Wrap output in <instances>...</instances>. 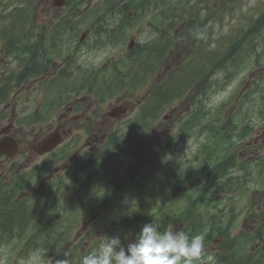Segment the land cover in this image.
I'll use <instances>...</instances> for the list:
<instances>
[{"label": "rangeland", "instance_id": "rangeland-1", "mask_svg": "<svg viewBox=\"0 0 264 264\" xmlns=\"http://www.w3.org/2000/svg\"><path fill=\"white\" fill-rule=\"evenodd\" d=\"M175 3L178 2V0H173ZM191 5H194V8L196 9L198 6H200V0H190ZM18 0H0V13L9 14V11L13 8V6L18 5ZM183 2V1H182ZM11 3V4H8ZM206 3L211 8L210 14L212 17L209 20H206V29L207 31L204 32V41L206 42L205 50L215 49V51L222 52L227 49L229 45L233 42V38L239 36L243 30L249 29L250 24L254 19L259 17L264 12V0H207ZM51 5V0H38L35 3V18L40 22L44 23L47 20L45 19V15L42 14V7ZM190 6V5H189ZM208 8L205 10H201V15L207 17ZM56 13H50L48 16L53 17ZM205 17V18H206ZM86 31V28L82 29V32ZM132 33H134V30L130 32V36L132 37ZM136 34L141 38L140 32H136ZM125 40L124 46L119 47H113L107 49H111L110 52L103 48L96 51L94 55V60L98 63L105 59L107 56H110L112 54L119 55L123 54V51L128 50V43L130 39ZM188 49L184 43H179L177 46V49L174 50L175 55H178V59L184 60V56L182 54L184 51ZM204 51V45L200 47L198 50V53H195L190 56V64H183V66H178L174 68V76L176 77V81L182 85L183 87L187 85V82L184 77H182V74L186 73L189 69L197 65L201 62L200 56ZM12 57L8 56H0V71H7L13 67V62H9L8 69H5L4 66L7 64L8 59H11ZM4 62V63H3ZM235 64L230 63L229 66L224 69L223 71H219L216 74L212 76V79L215 77H220L222 80H225V78H222L224 74L229 75V84L230 85L227 89L224 91H215L213 90V93L209 97V104H220L221 102H227V103H233L238 102V99L240 97L241 102H247L246 108L250 111V113L253 115L252 124L254 126H258V128L262 127L264 125V119L259 118L258 116V109L262 105V99H264V29L260 31L259 33L254 34L251 41H248L245 43L244 47L241 49V51L238 53V56L234 60ZM139 72L141 74H144L143 71L140 70V67H138ZM160 79V78H159ZM158 79V80H159ZM250 79L249 85L246 84V81ZM245 84V85H244ZM149 85L146 83L143 85L138 91L136 92L138 96H143L146 92L145 87ZM247 86V87H243ZM243 87V89H242ZM240 97H239V95ZM177 103L169 104L163 112L160 113L159 118H162L163 113H169L171 114V111L176 106ZM15 103L11 104V108L14 107ZM172 106V107H171ZM10 108V109H11ZM20 113L23 111L18 110ZM226 112H230V114H233L235 112L231 106H229L226 109ZM172 119L176 121V114H172V118L170 117V120L163 121L162 125L160 127L154 128V125L151 126L150 131L154 129V134L158 135V138H160L161 135H165V133L168 134H174V131L172 127L174 126V123H172ZM161 131V132H160ZM154 135V136H155ZM202 140V137H201ZM201 142V141H200ZM199 146V140L195 138H190L187 140H184L181 143L180 150H183L184 152L181 154V157L186 160L188 157H191L193 154V151ZM250 148V147H249ZM260 149L264 150V143H261L260 141ZM263 150H260L258 153L263 155ZM136 157L140 158V154L136 152ZM162 161V162H161ZM166 162V160L160 159L159 160V167L153 168V167H146L147 176H146V183H145V195H147L149 192H154L156 190H159L163 197H165V190L168 189V183H166V180H169L168 177H166V172L168 173V170L163 168V164ZM149 166V164H147ZM236 175L237 173L234 172ZM6 177H10L11 174H6ZM255 186L251 185L249 195L251 197H248V194H246L244 197L241 198H251L250 203H254V205L258 204H264V186H259L258 190L254 191ZM254 191V192H253ZM177 200H180L179 198ZM245 201V199H243ZM132 200L128 201L127 204L131 203ZM176 208H178V205H175ZM109 220V219H108ZM254 223H247L244 222V229L241 230L238 224H236L235 229L233 230V233H240L244 231H251ZM181 225L177 222H174L173 230L177 231ZM110 236V235H107ZM113 236V235H111ZM115 236V235H114ZM105 235L98 233L96 237L93 239L88 235L87 233H82V236H77V233L71 234L69 237V241L65 242L64 251H66V257L64 260L68 261V264H79V256L80 253L86 252L89 254L93 250L97 249L101 241ZM77 238H79V244H77ZM238 236H234V240H237ZM247 242L243 243L239 248V254L238 257H244V259L248 260L249 264L258 262L259 258H262L263 250H264V241L262 238L257 239L254 237L252 232H248L247 234ZM122 245L127 246V244L131 243L132 238L130 236H125L123 239H121ZM22 242L15 240L11 243H1L0 242V264H11L9 262V258L13 252V249L16 247L15 251H20L19 249L22 247ZM214 245V243H213ZM212 245V246H213ZM219 247V244L216 245V248ZM213 248L209 245L205 252L210 253L213 252ZM233 254H236V251L232 252ZM86 254V255H87ZM12 256H16V259L14 260L13 264H58L54 258L52 260L47 255V252L44 248H39L36 250H32L29 254L24 253L23 254H13ZM210 264H212L213 260H210ZM207 263V261H206Z\"/></svg>", "mask_w": 264, "mask_h": 264}, {"label": "flooded vegetation", "instance_id": "flooded-vegetation-1", "mask_svg": "<svg viewBox=\"0 0 264 264\" xmlns=\"http://www.w3.org/2000/svg\"><path fill=\"white\" fill-rule=\"evenodd\" d=\"M44 12L48 13L44 8ZM63 39L58 38H6L0 39V55L5 54V46H26L18 49V54L14 55V64L17 71L15 74L8 76L6 75L7 71L0 73V136L2 134H9L14 136L19 143V151L17 155L21 158L28 160L30 163L34 162L36 158H41L40 163L42 162L44 166L38 165L39 169H46L44 176L47 180L43 182H36V184L41 185L42 188L46 186L48 180L54 175H65V171L71 169L68 174H72V165L66 163L62 167H56L53 171V174H49L50 166L47 165V160H43L47 155H40L28 146L31 143L41 140L46 134L52 132L53 130H58L61 133L66 135V140L70 143L69 151L74 149L77 141L83 138L85 144L92 148V157L96 154V149L101 145H104L109 140L113 139V132L117 130L120 126L126 125L127 115L129 111L123 112L124 108L120 106L119 103L111 104H102L98 101V98H94L92 95L86 93L81 95L80 89H71L76 95L68 97L65 102H58V105L47 107L45 101L37 104V107L30 106V103H33V98L31 94L35 89L34 83L38 82L36 89L42 90V92H48V86H46V75L50 77L55 74L62 72L61 68L66 65V59L63 61H57L53 64L54 71L52 74H49L50 65L45 66L44 62L35 63V56H38L37 51L42 50L43 56L44 47L42 45L48 44L53 45L54 43H61ZM50 50V48H46ZM80 49V46L77 45L74 48V51ZM27 50L29 53L25 56H22L21 51ZM26 58L28 60L26 61ZM4 63V62H3ZM3 83L7 87L8 92H11V100L20 102L22 106L25 104L24 115L26 117L32 118L27 122H19L15 124L13 121H8L5 125L3 123L2 116L5 111H8L9 103L3 107L2 102V88ZM34 111L31 114V111ZM40 114L38 115V112ZM123 112V113H122ZM37 114V116H36ZM13 125H16L13 127ZM73 139L74 143L69 141ZM67 143V144H68ZM120 143V142H118ZM3 157L0 158V164H2ZM39 163V164H40ZM27 167H19L15 170V174H19L26 170ZM70 178V176H69ZM68 178V179H69ZM1 185V183H0ZM65 190V199L70 202L78 200L76 196L81 194L80 184L76 183H65L63 188ZM66 194H69V197H66ZM99 191L98 184L92 188L89 196H84L85 206L87 210H93L94 206L98 205L99 202ZM64 199V201H65ZM94 211V210H93ZM78 220L82 221L83 216H86L84 210L82 209L81 213L78 214ZM99 214H96L95 222L98 221Z\"/></svg>", "mask_w": 264, "mask_h": 264}, {"label": "clouds", "instance_id": "clouds-1", "mask_svg": "<svg viewBox=\"0 0 264 264\" xmlns=\"http://www.w3.org/2000/svg\"><path fill=\"white\" fill-rule=\"evenodd\" d=\"M203 38L202 33H197ZM206 233L161 229L157 221L145 223L133 242L122 245L119 236H105L98 248L79 264H203ZM58 264H68L67 260Z\"/></svg>", "mask_w": 264, "mask_h": 264}, {"label": "trees", "instance_id": "trees-1", "mask_svg": "<svg viewBox=\"0 0 264 264\" xmlns=\"http://www.w3.org/2000/svg\"><path fill=\"white\" fill-rule=\"evenodd\" d=\"M130 4H126V6H130ZM259 22H261L259 20ZM161 97H162V103L165 104L169 101H171L172 93L169 91V88L163 89L161 91ZM221 189H225L224 186H222ZM202 200V198H199L198 201ZM211 200L208 202L207 205H201L200 207H205V209L198 211L195 209L186 210L183 212V215L179 216V221L185 222V228L183 229L185 232H188L191 235L200 234V233H206L205 243L215 237L216 235H219L220 232L223 231L222 227L219 225L220 222L215 220L214 218H209L207 220L203 219L204 213H208L211 208ZM195 206V205H193Z\"/></svg>", "mask_w": 264, "mask_h": 264}, {"label": "water", "instance_id": "water-1", "mask_svg": "<svg viewBox=\"0 0 264 264\" xmlns=\"http://www.w3.org/2000/svg\"><path fill=\"white\" fill-rule=\"evenodd\" d=\"M58 2L61 1V0H57ZM63 1V0H62Z\"/></svg>", "mask_w": 264, "mask_h": 264}]
</instances>
